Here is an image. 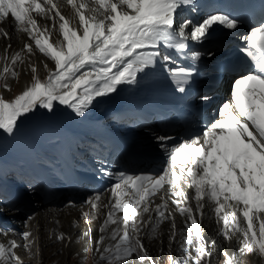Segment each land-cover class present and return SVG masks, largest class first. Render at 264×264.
I'll list each match as a JSON object with an SVG mask.
<instances>
[{"label":"snow or ice","instance_id":"snow-or-ice-1","mask_svg":"<svg viewBox=\"0 0 264 264\" xmlns=\"http://www.w3.org/2000/svg\"><path fill=\"white\" fill-rule=\"evenodd\" d=\"M66 2L78 17L77 27L71 25L53 0H0V22L14 24L16 31L28 37L19 51L9 55L10 44L4 49L0 60L9 63L0 70V78L19 75L16 69L18 63L24 62L22 53L32 56L38 51L54 62L52 68L47 63L43 65L48 72L43 81L36 75L37 66L29 64L31 84L10 102L0 96V134L14 135L20 117L37 108L54 112L57 103L70 109L75 118H83L94 101L110 96L120 85L135 84L138 73L155 67L157 58L175 85V92L183 94L198 73L196 65L203 58L216 57L225 45L226 36L234 34L242 23L239 18L219 11L207 12L196 24L191 20L178 21V10L195 9V0ZM32 13L53 21V27L58 18L62 40L50 42L49 27L39 25ZM215 26L229 32L218 33ZM0 37L11 39L2 27ZM239 39L243 42L239 51L249 58V64L247 68L221 65L224 71L234 75L230 99L219 107L218 118L206 123L202 134L189 135L177 144L169 143L175 139L170 134L145 129L165 155L162 169L153 173H114L110 177L114 183L94 192L85 201L98 211L101 206L98 202H102L105 193H110L108 203L102 205L108 209L106 219L94 240L93 256H98L94 264H135L136 260L155 264L140 233L149 225L155 233L160 224L171 221L169 245L176 242L175 216L169 203L184 217L187 235L180 243V250L185 251V245L195 250V257L189 254L191 264H211L209 248L215 247L216 240L208 241L204 237L201 223L196 219L197 214L203 217L206 207L218 222L223 221L217 232L223 243L236 240L241 251L258 252L264 257V19ZM189 41L199 47L188 51ZM162 46L185 55L191 66L186 67L162 53ZM170 64L175 67H169ZM2 88L10 91L8 83ZM197 99L205 102L211 98L201 95ZM106 164L105 160L100 162L98 178L109 174ZM182 185L193 189L194 197ZM27 191L35 195L38 188L29 182ZM157 198L160 203H155ZM192 199L195 208L190 203ZM67 206H74V202L68 201ZM8 210L16 211L12 207ZM31 219L29 216L28 220ZM110 223L121 227L109 230ZM0 231L8 235L11 230ZM19 235L27 242L31 232ZM55 238L63 241L65 237L61 233ZM20 247L11 238L0 243V264H21L16 251ZM23 247L30 248L31 244L25 243ZM169 264L180 261L170 255Z\"/></svg>","mask_w":264,"mask_h":264},{"label":"bare ground","instance_id":"bare-ground-1","mask_svg":"<svg viewBox=\"0 0 264 264\" xmlns=\"http://www.w3.org/2000/svg\"><path fill=\"white\" fill-rule=\"evenodd\" d=\"M53 2L58 5L61 13L65 15V17L70 21L71 25L73 27H77L79 21H78V17L75 16V13L72 7L68 5L67 2L64 0H53ZM37 22L42 27L44 26L49 27L52 33L51 36L48 37L50 39V42H55L56 40H62V36L58 28V23H59L58 18H56L55 27L52 26L53 21L47 20L41 17H38ZM2 26L4 30L10 34L11 39L7 40V39H4L3 37H0V56L4 55V49L9 44L11 45V48L9 49V55H11L12 53L16 51H19L25 42H28L27 34L16 31L14 24H11L9 22H4ZM21 56L24 62L22 64L18 63L16 70L20 71L22 74H24L25 71L28 70L29 64H34L37 66L40 76H42V74L45 72L48 74V72L43 67L45 63H47L50 68L54 67V62H52L48 58L46 59L45 57H43L41 54L38 53V51L36 52L35 55H32V56H28L26 53H22ZM6 63H9V62L5 61V64ZM143 73L153 74L156 77L161 76L160 75L161 70L158 69L157 66L150 67L146 69L144 72L138 73L137 82L135 84L120 85L117 91L112 93L110 96L100 98V102L94 101L93 104L87 109L85 117L75 118L74 115L70 113L69 118H68L70 119V126L69 125L68 126L71 128L72 122L74 123L73 120H78V119L82 120L83 122L84 121L99 122V121L106 120V119L110 120L113 115L111 112L112 110L110 109L111 105H129V100L123 92H126L127 94H129L130 96L136 99V103L138 106L137 107L138 112H141V110H144L146 105L145 103L139 100L140 96L138 95L136 91L137 86L141 80V75H143ZM21 78L22 79L20 83L22 87L25 89L27 87V79L24 77H21ZM170 84L174 86L172 81L170 82ZM1 88L2 87H0V92L3 93L1 91ZM175 95L177 94L174 93V96ZM182 95L183 94L179 93L176 99L180 98ZM164 98L165 99L171 98L170 93H167L164 96ZM147 101H148V105L151 106L152 108H153V105H156L158 102H163V101H160L159 99H153V100L147 99ZM92 109L98 110L99 117L95 116V113ZM33 117H38V115L34 114ZM40 118L41 120L43 119L42 116H39V119ZM37 120L32 121L31 123L25 124V125L26 126H30V125L40 126L42 128L48 127L43 122H40ZM73 134L74 133H72L71 135L69 133V135H67L66 139L68 140V142H70L71 139L73 138ZM61 144H62L61 142H58V143H54L53 146L55 149L57 148L59 149V163L61 166H64L65 165L64 159L66 155L68 154V150L63 149L61 147ZM153 148H157V147H153ZM97 168L98 167L96 166L88 168V171L91 173V180L94 181V182H91L87 180L90 184H92V189L95 190L92 192V194L97 191H103L109 185H111L112 182H115L110 178L112 173H111V170L109 169H108L109 174L107 176H104L103 178H98ZM55 171H59V169L57 167H54L52 171V170L40 168L39 173L44 176H49L50 173L52 172L55 173ZM61 171L65 174L66 178L68 177V175H70L73 177V179H78L76 178L77 176H82V174H84V172L83 173L77 172L74 174L73 171L70 169L67 171L66 169L65 170L62 169ZM178 171L179 169H177V172ZM103 182H106V184H104L102 188L99 190L98 187L101 186ZM165 187H168V185H165ZM182 187L186 193L194 197L193 189H191L188 185H182ZM92 194L90 196H92ZM109 195L110 193H105V195L102 197V202H98L101 204L98 211L92 210L90 206L87 203H85V201H87L90 196L83 197L82 203L79 206L74 205L72 207H68L66 203H63L60 207H58L57 210L52 211V209L47 210V208H45L44 212L47 214L57 212L56 217L52 219H57L59 223L56 227H52V229L49 230L48 232L44 231L45 229L44 221L43 223L40 222L36 224L35 226L30 227L31 232H32V239L31 240L29 239V242H28L31 244V247L28 248V252L26 254L22 253V249L24 247L22 245L21 240H19V244L21 245V247L16 250L20 257L21 264H28L30 262H35V261H38L40 262V264H42L41 261L46 260L48 257L47 253H45V255L42 256V251H47V248H50V244H52L53 241L55 240L56 234L54 235L53 232L60 233V234L63 233L65 236L60 247L57 249V251H59V253L61 254V259L57 262V264H79L78 260H75L72 262L69 261V256L73 254L74 257H76L78 254H81L83 251L89 249V252H90V250L94 248V240L98 238V236L100 235V233L98 232V228L100 224L104 221V219H106L107 212H108V209L104 208L102 205L108 203ZM155 203H160V200L158 198L155 199ZM190 203L192 207L195 208V204H196L195 200L192 199ZM169 208L173 210V213L175 216V224H176V232H177L176 242L172 244L171 246L169 245V237L172 231L171 221H165L164 223L160 224V230L162 231L161 239H158V242H157L156 240H154V238L147 236L146 237L147 243H145V247L147 251L149 252V255L155 261V264H159L158 262H159L160 256L164 255L166 252H169V253L171 252L172 256H174L175 259L180 261V264H190L189 254H191V257H192L194 253V249L189 248L187 245H185L186 250L183 252L180 250V243L183 242L182 237L184 234H187V231L184 228V224H185L184 217L180 216L179 213L175 211V208H176L175 205H172L171 203H169ZM85 213H88L87 217L85 216ZM13 215H14V211H8L4 213L5 217L9 216L11 218H14ZM42 215L44 216V213L41 215H38L35 213V216L32 217L31 220L33 219L37 220ZM117 215L119 216L123 214L117 213ZM52 217H53V214H52ZM144 219H147V216H145V214H144ZM196 219L201 223V228H202L204 237L208 241L216 240L215 247L209 248V250L212 253L211 262L213 264H216L214 260L216 259L219 251H224L223 259L225 260L224 261L225 264H264V259L257 257L255 255L252 256L249 253L247 254L246 251H241V247L238 241L233 240L231 243H223L221 239L217 236L218 230L223 227V221L218 222L215 214L210 212L207 207L204 209L203 217L197 214ZM240 220L241 222H243L242 216H240ZM29 222L30 221L28 220L27 224ZM118 227H121V226L117 224H111V223L108 224L107 226L109 230L115 229ZM150 228H151V225H149L147 230H149ZM121 231H123L122 228H121ZM9 238L17 240V238L11 237V235L9 236L5 234H0V243H6L7 239ZM51 250H53V247H51ZM225 253H227V255H225Z\"/></svg>","mask_w":264,"mask_h":264},{"label":"rangeland","instance_id":"rangeland-1","mask_svg":"<svg viewBox=\"0 0 264 264\" xmlns=\"http://www.w3.org/2000/svg\"><path fill=\"white\" fill-rule=\"evenodd\" d=\"M4 66H5V61L4 60H0V70H2V68ZM18 72H19V75L16 77L17 79H15V78H13V79L12 78H8V79L5 80V78H0V87H2V85L4 83H8L9 86H10V91H4L3 88H1V91L3 93L0 92V96H2L6 101H9L10 102L17 95L21 94V92L24 90V88L22 87V85L20 83L21 82V79H22L21 77H24V78L27 79V87L32 82V79H31L32 73L30 71V68H28V70H26L24 74H22L20 71H18ZM36 75L38 76V78L41 81L42 80H45L47 78V76H48V74L46 72L43 73L42 76H40V73L39 72H37ZM55 110H59V109L55 106ZM34 114H37L38 117H33ZM54 115L56 117V120H59L60 119L58 113L57 114H54V113L48 112L46 110L37 108L34 112L29 113L27 116H22V117L19 118V120L17 122V127H16V131L15 132L21 133L20 130L18 129L19 126H22V125L25 126V124H29L32 121H35V120L39 119V116H42L43 119L41 120V118H40L37 121L43 122L45 125L48 126L47 128H42L40 126H32V125L26 127V129H28V131H29L30 134H32L34 136L35 135H39V134L42 133V130L43 129H48L49 128V125L47 124V122H49L51 120L52 116H54ZM68 118H69V116H68ZM69 126H70V124H69ZM0 131H2V130H0ZM5 136H9V135H7V134H0V152H4L3 150H5L3 148V145H2V141H5V139L3 138ZM24 136L28 139V136L26 134H24ZM29 140L31 142V139H29ZM53 169H54V167L52 169H50V170L53 171ZM76 178H82V179L87 180L86 177H85V174H82V176H77ZM92 190L93 189H91V191ZM93 191H95V190H93ZM63 203H66L68 205L67 202H63ZM63 203H61V205ZM81 203H82V201L79 200V203H74V205L79 206V205H81ZM61 205L52 204L51 207L44 206V205H39L38 208L36 209V212H37L36 214L41 215V214L44 213V216L42 215L37 220L36 219L29 220L30 222L28 224H27V222H28V218L27 217H25V216H22L21 217L19 214H17V213L14 212V215H13L14 218H13V220H15V222H18L19 225H20V227H19V225H17L18 226V229H19L18 232L21 230L19 232V234L20 233H23L25 231L31 232V229H30L31 226H35L36 224H38L40 222L43 223V221L45 223V229H44L45 232H48L49 230H51L52 227H56L58 225L59 221L57 219H52V218H55L56 217L57 212H53V213H48L47 214V213L44 212V209L45 208H47V210L52 209V211H53V210H57L58 207H60ZM52 214H53V217H52ZM34 216H35V213L31 217H34ZM244 227L246 228L247 225L244 224ZM150 229L147 230V228H145L140 233V239L143 238V239H141V241H142V243L144 245H145V243H147V241H146V237L147 236H149L151 238H154V240H156L157 242H158V239H161V237H162V231L160 230V226L157 228V230H156L155 233H152ZM255 229H256L257 234H258V232H259V223L258 222L255 224ZM41 230H43V229H41ZM53 233H54V235L56 234V236L58 234H60V233H55V232H53ZM8 235L9 236L11 235V237L17 238L16 241L18 243H19V240H21L22 245H24L25 243H28L29 242V241H27V242L24 241L22 239V237L20 235H18L17 233L9 232ZM186 235L187 234H184L183 237L186 236ZM31 239H32V232H31V238H30V240ZM61 243H62V241L57 240L55 238V240L53 241V243L50 244V248H47V251H42V256H44L45 253L48 254L47 259L41 261L42 264H57V262L61 259V254L59 253V251H57V249L60 247ZM113 243H115V242H113ZM51 247H53V250H51ZM27 252H28V248L27 249L26 248H23L22 249V253L23 254H26ZM249 254H251L252 256L255 255L257 257H260V258L264 259V257H261L258 252H256V253H249ZM170 255H172L171 252L170 253L169 252H166L164 255L160 256L158 263L159 264H169V256ZM223 255H224V251H219L218 252L217 257L214 260L216 262V264H225L224 263L225 260L223 259L224 258ZM195 256H196V252L194 250V253H193L192 257H195ZM75 260H78L79 264H94V261L98 260V256L94 257L93 256V249L90 250V252H89V249H88V250L83 251L81 254H78L76 257H74L73 254L69 256V261L72 262V261H75ZM28 264H40V262L35 261V262H30ZM135 264H148V262L147 261L136 260L135 261ZM190 264H191V262H190Z\"/></svg>","mask_w":264,"mask_h":264}]
</instances>
